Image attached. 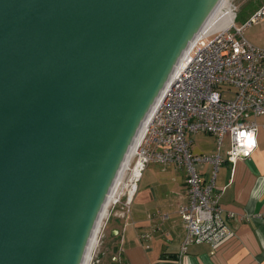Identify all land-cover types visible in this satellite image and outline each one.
Returning a JSON list of instances; mask_svg holds the SVG:
<instances>
[{"label":"water","instance_id":"obj_1","mask_svg":"<svg viewBox=\"0 0 264 264\" xmlns=\"http://www.w3.org/2000/svg\"><path fill=\"white\" fill-rule=\"evenodd\" d=\"M223 1L0 0V264H84L141 130Z\"/></svg>","mask_w":264,"mask_h":264},{"label":"built area","instance_id":"obj_2","mask_svg":"<svg viewBox=\"0 0 264 264\" xmlns=\"http://www.w3.org/2000/svg\"><path fill=\"white\" fill-rule=\"evenodd\" d=\"M264 19V4L243 27L228 28L200 38L164 91L146 123L131 164L129 208L146 168L175 165L186 172L188 204L180 209L186 228L181 256L190 246H217L229 235L228 222L236 217L222 205L224 189L216 185L224 138L230 137L227 160L248 159L258 149V124L264 116V49L245 37V31ZM243 133V135H242ZM215 136L218 151L194 155L191 137ZM211 165L206 179L201 167ZM120 203L116 200L115 206ZM125 208V207H124ZM126 209V210H127Z\"/></svg>","mask_w":264,"mask_h":264},{"label":"crops","instance_id":"obj_3","mask_svg":"<svg viewBox=\"0 0 264 264\" xmlns=\"http://www.w3.org/2000/svg\"><path fill=\"white\" fill-rule=\"evenodd\" d=\"M261 23L264 24V19L258 24ZM257 34L245 37L264 49V26ZM256 122L258 149L250 158L235 163L227 160L231 147L229 136L224 138L220 148L225 163L217 172L216 185L224 189L223 209L236 215L228 222V238L217 246L194 244L181 256L186 228L180 209L188 204L186 172L175 165H157L161 169L152 172L159 177L158 182L141 186L147 167L132 204L119 214L123 225L119 224L114 230L123 264H264V116L258 117ZM197 135L208 140L214 138L216 145L211 149L195 150L194 135L191 137L194 155H213L218 151L215 136ZM200 171L209 179L213 167L206 165Z\"/></svg>","mask_w":264,"mask_h":264},{"label":"rangeland","instance_id":"obj_4","mask_svg":"<svg viewBox=\"0 0 264 264\" xmlns=\"http://www.w3.org/2000/svg\"><path fill=\"white\" fill-rule=\"evenodd\" d=\"M264 4V0H228L227 9L231 10L232 14L236 16V26L243 27V25L251 18V16L259 10ZM226 9L224 10V12ZM264 26L261 24H253L248 27L245 31L247 37L257 36L258 30ZM214 34V33H213ZM212 35V34H210ZM208 36V35H207ZM213 139V140H212ZM205 139L202 136H195L194 149H211L214 148L216 143L214 138ZM133 159L128 166V170L124 172L123 180L119 184L117 189V194L115 200H120V203L115 206V200L108 206L107 214L102 220L100 230L96 236V242L94 249L91 254V260L88 264H123L120 252V244L118 236H114V230L117 229L118 225H123V219H119V214L126 210L127 207L124 206L126 202L127 195L130 193V176H131V164ZM161 167L157 165H150L144 173V179L141 186L145 184L154 185L158 182L159 178L155 172L160 170ZM181 175H184L182 171H179ZM156 174V178L153 176ZM157 180V181H155ZM149 182V183H148ZM125 207V208H124ZM116 259V260H115Z\"/></svg>","mask_w":264,"mask_h":264},{"label":"bare ground","instance_id":"obj_5","mask_svg":"<svg viewBox=\"0 0 264 264\" xmlns=\"http://www.w3.org/2000/svg\"><path fill=\"white\" fill-rule=\"evenodd\" d=\"M227 1L228 0H224L222 2V4L220 5L219 9L216 11V13L214 14L213 18L209 21V23L206 25V27L203 29V31L199 34V36L194 40L195 42L191 44L189 50L184 54L183 58L181 59L179 65L177 66L176 70H175V74L178 72V70H180L184 60L186 59V57L188 56L190 50L193 48V46L195 45V43L200 39V38H203L207 35H210V34H213V33H216V32H219L221 30H224L226 28H228L232 22H233V18H234V15L232 14L231 10L227 9ZM226 9V11L224 12V10ZM174 74V75H175ZM173 75V77H174ZM154 111V109H153ZM153 111L152 113L150 114L148 120L151 118L152 114H153ZM146 126V124H145ZM145 126L143 127V129L141 130L140 132V135H139V138L137 139V143L140 139V136L142 135V133L144 132V128ZM135 149H136V145L132 148L131 150V153L119 175V178L117 179L116 183H115V186L113 188V191L109 197V200L104 208V211L101 215V218H100V222H99V225H98V228L95 232V236H94V239L92 240L91 242V245L89 247V250H88V253H87V258L86 260L84 261V264H88L89 263V260L91 258V254H92V251L94 249V246H95V242H96V236L98 234V231L100 230V227H101V223H102V220L103 218L105 217V215L107 214V210H108V206L110 205L111 202H113L115 199V196L117 194V189L119 187V184L122 182L123 180V175H124V172L126 171V169L128 168V166L130 165V162L131 160L133 159L134 157V154H135ZM128 170V169H127ZM129 186H130V182H129ZM130 193H132L131 191V187H130ZM129 193V194H130ZM116 201V200H115Z\"/></svg>","mask_w":264,"mask_h":264},{"label":"flooded vegetation","instance_id":"obj_6","mask_svg":"<svg viewBox=\"0 0 264 264\" xmlns=\"http://www.w3.org/2000/svg\"><path fill=\"white\" fill-rule=\"evenodd\" d=\"M90 260H91V258H90ZM116 260V259H115Z\"/></svg>","mask_w":264,"mask_h":264},{"label":"clouds","instance_id":"obj_7","mask_svg":"<svg viewBox=\"0 0 264 264\" xmlns=\"http://www.w3.org/2000/svg\"><path fill=\"white\" fill-rule=\"evenodd\" d=\"M242 135H243V133H242Z\"/></svg>","mask_w":264,"mask_h":264}]
</instances>
